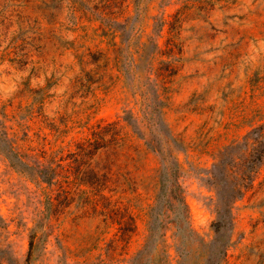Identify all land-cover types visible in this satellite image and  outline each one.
<instances>
[{"label": "rangeland", "instance_id": "1", "mask_svg": "<svg viewBox=\"0 0 264 264\" xmlns=\"http://www.w3.org/2000/svg\"><path fill=\"white\" fill-rule=\"evenodd\" d=\"M1 131L30 163L59 162L75 200L48 209L0 150V264H130L171 163L189 224L213 245L178 257L165 210L152 264H197L220 236L219 264H264V0H0ZM114 147V189L137 228L110 259ZM98 180L105 206L81 212Z\"/></svg>", "mask_w": 264, "mask_h": 264}, {"label": "trees", "instance_id": "2", "mask_svg": "<svg viewBox=\"0 0 264 264\" xmlns=\"http://www.w3.org/2000/svg\"><path fill=\"white\" fill-rule=\"evenodd\" d=\"M136 3L139 0H134ZM111 124L115 128L113 134V139L119 135L117 125L118 123L112 121ZM2 132V131H1ZM3 131V136L0 134V150L6 155L10 160L11 164L18 168L20 171L30 173L35 176L34 183L43 189V192L46 195V205L48 209L56 207L60 209L64 206H69L75 200L74 197L69 196L67 193L63 192V181L61 180V172L63 166L58 162L57 164H51L48 162H35L30 163L27 161L26 156L22 155L21 152L14 147V144L11 142L8 134ZM139 137L143 138V135L140 131H136ZM148 144V143H147ZM110 146V145H109ZM114 157L109 161L108 175L110 178L108 182L111 184L110 194H108V240L112 243V249L110 254V259H114L112 254H115L119 246H126L129 243L132 235L134 234L137 224L136 217L129 209L127 205L122 202V197L116 195V186L117 181L114 177L116 175V167H119L122 163L118 155L120 150L118 147L112 148ZM127 166L128 163H125ZM178 163L162 165L158 174V189L155 195L154 201L149 204L147 211V234L144 240L143 245L135 251L134 254L129 258L130 264H152V255L155 250L153 247L156 240L155 231L159 228L161 222V214L165 213V210L168 211V214H171L174 218L176 224V230L180 229V239L184 243L182 249L176 248L178 257H185L191 255L194 251L192 247H188L189 243H196L201 246L205 244L210 247L213 245V242H206L204 239L196 233L195 229L189 224L188 221V211L187 203L185 201L184 195L182 192V187L180 183L175 179L174 172L177 169ZM30 170L31 172H29ZM96 174L99 173L100 167L96 165L93 169ZM105 176V173L101 174ZM239 186V185H238ZM234 185L233 190H237V193L242 192V188ZM106 185L104 181H96L92 194H88L86 199L82 201L79 206L81 212L88 213L90 210L99 211L105 204L103 203V197L106 194L105 190ZM237 197L233 195L229 200L232 201ZM231 207V205H230ZM224 211L220 212L218 209V219L213 222L214 231L217 232L224 224H227ZM220 212V213H219ZM227 221L230 223V219ZM226 237L220 236L218 245L214 246V249H210L209 253H203L202 258L197 264H219L220 260L223 258L226 252V246L228 244ZM229 240V239H228ZM198 242V243H197ZM156 244V242H155ZM153 248V251H152ZM182 257V258H183Z\"/></svg>", "mask_w": 264, "mask_h": 264}]
</instances>
